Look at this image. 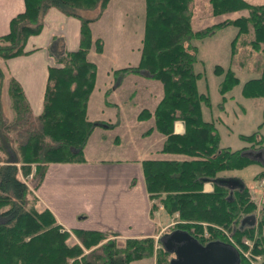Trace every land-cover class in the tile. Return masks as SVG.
Listing matches in <instances>:
<instances>
[{
    "label": "trees",
    "instance_id": "1",
    "mask_svg": "<svg viewBox=\"0 0 264 264\" xmlns=\"http://www.w3.org/2000/svg\"><path fill=\"white\" fill-rule=\"evenodd\" d=\"M107 1L24 0V10L10 19L9 31L0 35V60H6L27 53V39L40 33L44 15L50 8L80 20L76 50H65L57 38L51 43V55L56 64L48 67L43 109L38 116H33L24 91L14 77L8 78L10 118L3 116L0 94V152L5 155V158L0 157V162L3 161L0 165V264H132L153 253L151 237H129L118 241L109 239L106 232L99 230L73 228L70 231L81 244L66 243L69 231L63 229L48 208L38 209V199L18 178L19 170L27 176L33 163L38 169V185L49 163L84 161L83 145L93 128V122L86 114V101L95 79V65L88 60L87 54L92 45L101 52L103 43L92 37L90 23L96 18L82 17L78 10L93 9L96 4L104 7ZM190 1L146 0L145 33L139 63L136 67L115 71L124 73L142 69L145 70L143 74L161 81L163 96L153 112L155 129L166 136L161 152L182 155L177 156L181 159L174 156L141 161L146 189L149 197L166 212L178 215L181 222L172 230L186 231L202 245L217 240L246 249L243 239L247 238L253 241L252 257L260 256L259 261L264 264V203L256 216V200L245 183L242 188H230L218 175L221 171L243 168L254 159L242 153L246 147L237 150L220 147L215 123L203 118L202 105L208 106L210 99L208 94L198 90L197 81L202 73L194 70L196 47L191 44L193 40H202L231 25L237 28L231 61L240 35H251L247 44L264 52V5L245 0H210L213 15L241 10H246L247 14L193 31ZM259 69V77L243 83L241 93L244 97L264 95V66ZM214 71L223 75L218 87L222 95L239 83L231 67L224 69L216 65ZM4 80L5 73L0 66V83ZM150 115L145 108L140 117ZM178 120L184 123L182 133L174 131V123ZM20 122L23 123L20 128L24 140L18 139L19 135L15 137L19 144L17 149L3 128L5 124L16 126ZM263 124L264 109L259 127ZM258 134L259 131H254L241 134L240 138L250 142V147L258 145L257 149H260L264 136L256 139ZM45 137L58 142L47 143ZM208 181L213 183V189L205 192L203 185ZM4 206L7 208L1 210ZM157 207V204L153 205L150 213ZM249 215L255 216V222L242 223ZM205 230L207 236L203 234ZM225 233L230 234L232 241ZM83 248L91 250L84 253ZM154 253L155 264H170V253L163 247L155 249ZM239 255L240 264L253 263L254 258L249 262L241 252Z\"/></svg>",
    "mask_w": 264,
    "mask_h": 264
},
{
    "label": "rangeland",
    "instance_id": "2",
    "mask_svg": "<svg viewBox=\"0 0 264 264\" xmlns=\"http://www.w3.org/2000/svg\"><path fill=\"white\" fill-rule=\"evenodd\" d=\"M245 1L250 4L264 5V0ZM189 10L191 12L190 26L193 31L203 29L226 19L247 14L246 10H241L213 15L211 13L210 0H191ZM78 13L85 18H96L90 23L91 33L93 31L96 36L94 38L92 34V37L93 39H101L103 43L101 52L96 51L94 45H92L87 54L88 60L95 65V79L93 88L90 90L86 101V114L88 119L93 122V128L83 145L84 161L100 158H104V160L115 157L124 158L128 157V154L132 157H140L144 153L147 157L146 159H170L163 158L167 157V155L176 156L175 158L177 156L181 157L182 155L161 152L166 136L155 129L153 118V112L163 96L161 81L143 74L145 70L142 69L115 73L117 69L136 67L139 63L140 49L145 33L146 0H108L104 4V7L96 4L93 9H81L78 10ZM236 33L237 28L230 25L220 28L202 40H193L191 44L196 47L197 61L194 64V70L202 73V77L197 81L198 90L208 94L210 99L208 106L202 105L203 117L215 123L221 146L230 147L232 150L239 149L241 146H247L242 151L243 154L247 155V150L254 152L258 150L259 146L256 145L255 148L250 147L251 143L242 140L240 135H248L254 131H259L256 139L264 136V124L259 127L263 121L264 95L255 98L244 97L241 89L245 81L260 76L259 68L264 66V52L254 50L247 44L251 35H240V38L236 41L231 61L232 41ZM2 61L1 59V68H3ZM216 65H220L224 69L231 67L239 78V83L224 95L218 91L223 75L215 73L214 69ZM8 78V75L5 74L4 82L0 83L1 109L3 108V116L5 118L11 117L8 108ZM113 84L116 85V90L112 96L109 88ZM141 93L143 95H140L139 99H136ZM223 96L225 99H223ZM115 99L118 100V103L115 102ZM139 100L142 103L138 102ZM145 108L148 109L151 115L149 117H140ZM38 115L33 114V116ZM96 121L100 123L98 124ZM22 125L23 123L21 122L16 126L5 124L3 128L6 130L7 135H10L9 138L13 147L17 149L19 144H17L15 137L17 138V135H19L18 139L22 138L23 129L20 128ZM96 125L100 127H95ZM45 138L47 143L55 144L58 142L53 141L49 137ZM260 146L264 149V140ZM0 157L5 158L3 152H0ZM132 157L131 159H133ZM249 157L252 160L257 159L254 154ZM1 164H3V161L0 162ZM16 165L20 167V163ZM30 165V173L26 176L22 169H20L18 178L27 184L29 192L31 193L32 191L31 194L34 193L33 197L38 199L36 203L39 209L41 202L35 193L38 169L33 163ZM218 175L220 177L233 175L240 177L249 188L251 195L255 198L257 205L255 215H259L264 203V159L260 161L254 160L240 169L221 171ZM149 201V217L157 228L153 235L146 236L154 240L153 253L151 252L148 257L141 259L142 261H136L132 264L151 262L155 264L154 250L162 247L161 237L170 233L175 228L174 225L180 221L177 218V214L172 216L166 212L155 199L149 197ZM156 204L158 207L151 214V207ZM6 208L7 206H4L1 210ZM63 229L69 231L66 243L81 244L75 233L65 227ZM106 233L109 239L114 238L118 241L126 239L114 234V232ZM203 234L207 236L208 232L205 230ZM225 234L232 241L230 234ZM243 240L247 248L245 249L240 245H236V250H239L238 252H241L242 256L249 262H252V258L256 259L255 262L253 260L252 264H261L259 261L260 256L254 255L252 257L251 247L253 246V241L247 238ZM83 249L84 253H88L91 250ZM172 256L173 254H170L169 258H172Z\"/></svg>",
    "mask_w": 264,
    "mask_h": 264
},
{
    "label": "crops",
    "instance_id": "3",
    "mask_svg": "<svg viewBox=\"0 0 264 264\" xmlns=\"http://www.w3.org/2000/svg\"><path fill=\"white\" fill-rule=\"evenodd\" d=\"M23 10L24 0H0V35L9 31L10 19ZM92 34L95 38L93 31ZM54 38L62 41L65 50H76L80 39V20L65 15L56 8H50L44 15L40 33L27 39V53L2 61V69L6 71L3 70L4 73L19 82L35 115L42 112L48 67L54 65L51 55ZM113 85L109 88L112 96L116 90V85ZM140 95L143 94H139L136 99ZM115 102L118 103V100ZM174 131L182 133L184 123L176 121ZM243 147L247 146H241ZM249 151L247 150V155L254 154L257 158L254 160L264 159L263 148ZM127 156L106 160L86 158L83 162L49 164L35 189L41 202L39 209L48 208L58 223L68 230L80 228L114 232L124 238L153 235L157 228L149 217L150 201L141 166V161L147 157L145 153L140 157ZM163 158L174 156L167 155ZM222 178L241 180L234 175ZM212 189L211 181L203 186V191Z\"/></svg>",
    "mask_w": 264,
    "mask_h": 264
},
{
    "label": "water",
    "instance_id": "4",
    "mask_svg": "<svg viewBox=\"0 0 264 264\" xmlns=\"http://www.w3.org/2000/svg\"><path fill=\"white\" fill-rule=\"evenodd\" d=\"M222 181L230 188L244 186L237 178ZM244 222L253 224L255 216H246ZM161 244L164 250L173 254L170 264H240L239 252L233 245L217 240L202 245L186 231L172 230L161 237Z\"/></svg>",
    "mask_w": 264,
    "mask_h": 264
}]
</instances>
